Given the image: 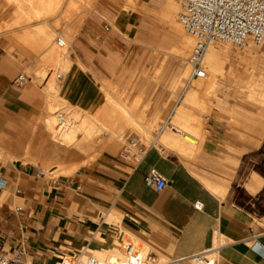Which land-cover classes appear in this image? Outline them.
<instances>
[{
    "label": "crops",
    "instance_id": "crops-1",
    "mask_svg": "<svg viewBox=\"0 0 264 264\" xmlns=\"http://www.w3.org/2000/svg\"><path fill=\"white\" fill-rule=\"evenodd\" d=\"M7 1L0 0V26L21 24L0 35V156L7 157L5 163H0V178L6 181L0 189V230L6 246L24 250L22 264H51L56 254L82 248L105 250L102 247L111 245L115 232L113 223L105 220L110 211H114L119 228L148 247L150 244L161 248L172 260L215 247V264H264L259 251L252 248L257 243L264 249V223L260 222L264 220V169L252 168L253 164L248 167L245 162L254 153L260 155V163L264 164V143L242 152L234 168L225 166L216 156L225 151L234 135L215 116L206 118L201 148L194 159L162 144H152L138 162L131 163L118 155V141L109 133L96 144L86 143L76 134L80 147L57 142L44 123H37L45 117L44 93L26 77L19 81L20 74L6 47L8 41L21 43L23 50L42 47L50 37L52 21L62 20L67 6L64 4L55 12L60 0H42V7H38L40 0H25L29 9L21 6V0H15L18 8ZM96 2L94 13L87 16L85 9L80 11V20L70 26L73 33L84 20L69 41L70 54L65 60L68 65L57 86V97L65 102L67 111L77 112L95 122L96 127L109 115L115 116V131L124 124L114 110L113 103L119 101L117 93L127 87L132 73L146 68L143 45L127 43L141 40L142 34L128 32L129 22L119 16L120 11L114 13L112 0ZM165 4L166 0H161L157 8L162 18ZM36 7L45 16L26 21L24 14L33 16ZM101 14L123 32L113 29L107 20H99ZM105 23L110 27L105 28ZM168 32L167 38L161 34L159 45H165L166 50L173 43L169 26ZM49 50L45 56H49ZM223 55L228 60V54ZM45 79L46 91L49 76ZM134 88L138 90L134 95L142 96L140 108L148 120L165 114V98L151 102L146 97L149 81H137ZM47 96L53 97L48 93ZM49 100L47 107L53 103ZM120 105L131 116L133 108ZM162 133L163 129L156 133L157 141ZM57 163L65 166L64 171L73 170L72 174L59 177L58 187L36 177V168ZM152 167L166 179V186L160 191L144 183V175ZM212 169L221 171L214 181L209 180ZM252 174L262 178L255 193L245 187ZM206 181L226 190L222 195L216 194ZM195 202L201 204L200 209L194 207ZM16 206L19 212L12 210ZM97 233L103 239H95ZM180 264H191V258Z\"/></svg>",
    "mask_w": 264,
    "mask_h": 264
},
{
    "label": "rangeland",
    "instance_id": "rangeland-1",
    "mask_svg": "<svg viewBox=\"0 0 264 264\" xmlns=\"http://www.w3.org/2000/svg\"><path fill=\"white\" fill-rule=\"evenodd\" d=\"M96 1L97 0H93V1L91 0L90 1L92 3L91 4V3H88L87 0H78V1L75 0V2H76V4H75L74 0L73 1L72 0H60L56 9H55V12L58 11L60 6H62L64 4L67 6V11L65 12L62 20H53L52 21V23H51V27H52L51 29L52 30L51 31L49 30L48 36H50V39L48 41V44L44 45L43 47H39L37 49L25 48L26 50H23L21 43H19L17 41H15V42H9L8 41L9 45L6 47V52L8 54V57L15 64L16 70L19 72V74L23 75L24 77L31 80V83L38 86L41 89V91L44 93L45 97H44V105L42 106V112H43L42 116L43 117L44 116H51L53 119L54 118L53 115H56L55 114L56 112H64V114H65L64 120L69 124L68 128H66V129L67 130H69V129L75 130L76 129L75 127H77L79 125L78 127L81 129L78 130L77 131L78 133L76 132V134H80L81 135L80 137H82L84 135L83 132L85 131L84 129H82V127H84V125L81 127L82 124H80L82 122V120L80 118L81 115L78 113H75V112L67 111L68 109H67V106H65L66 104L64 101H62L58 98H55V97H48L47 93L52 94V96L57 95V91L55 92V90L52 87L59 86L60 78L63 77L62 72L65 71L64 69L68 65L65 61L66 56L67 55L69 56V54H70V45L69 46L66 45L65 47L64 46L58 47V46H56L57 45L56 43L54 44V42H55L54 39L56 37L63 38L64 35L68 34L69 35L68 37L70 38V40H72L75 33L78 32L79 27L83 24L84 20H81V22L79 23V25L77 26L76 30L73 33H70V26L73 24V22L75 20H80L78 18L80 11L85 9L87 16H90L92 13H94L96 11V4H97ZM136 1L137 0H134L131 4L132 10H128V9L123 8V5H125V0H112V4H113L112 6L114 8V10H113L114 13H117L118 11H120L121 13L119 16L124 17V18H126V20H128V22H129L128 32L142 34L140 37V38H142L141 40L128 41L127 43H139V44L143 45L142 52H143L144 64H145L146 68L144 70H140V71L137 70L130 75V77L127 79V81H128L127 87L125 89L121 90L119 93H117L118 95L115 94L118 96L119 101L116 103H113L114 108L116 109V111H115L116 115H119V114L121 115V113H122L123 108H121L120 103L124 104L127 108H130V109L133 108V111L131 112V118L128 119V117L125 116L127 118V122H124V124L120 127V129L115 130V131L114 130L112 131V130H110V128L105 127L101 124H98L97 127L95 126V132H93L92 133L93 135L90 137V142L92 141L93 144L94 143L96 144L99 141V139H102L103 136H109L108 133L114 134L115 135L114 138L118 141L119 150H120V147L122 144V138L126 134L135 133V134L140 136L141 141L144 142L145 144L154 143L155 145L162 144L161 139L158 141L156 140V133H158V131L160 129H163V131H165V130L167 131V129H168V131L170 133L172 132L174 134V131L169 129V128H170V126L177 128L176 122L174 121L175 111L179 105L189 106L184 102L183 96H184L185 91L188 88L190 81L193 78H196V77L192 76L191 71H190L188 76L184 79V81L183 80L178 81L182 72L184 71L185 67H187V66L190 67L187 60H188V57H189V54L191 52L192 47H189L186 50L187 53H185L186 55L184 54L186 56L185 60H184V56L183 57L182 56H175L172 54L165 53L166 52V46L165 45H163V48L161 46H159L161 41H162L161 34H163V36L166 38L169 37L168 26L172 29L173 37H174V31H175V29L172 27L171 23L168 22L166 24L163 21V18L161 17L159 12L157 11L158 6L161 4V0H143V1L139 0L137 5H136V8H134ZM21 2H23L22 3L23 5L21 4L22 7L26 6L29 9V6L25 0H21ZM71 2L74 3L75 6H73L74 4L72 5ZM7 3H12L18 8V3L15 0H8ZM143 3H147V4L143 5ZM177 3H178V8H176V11L174 12L176 18H178L180 1H177ZM153 7L156 10L155 9L153 10L152 9ZM140 8H141V10H140ZM122 9L126 12H122ZM24 17H25L26 21H29L33 18V17H31V19H30L26 14H24ZM38 18H40V16ZM98 18H99V20H101L102 18L107 20L113 29L120 31L118 26L116 24L112 23L110 21L111 19L108 18L105 14L99 15ZM35 19H37V18H35ZM177 20H179V18ZM20 24H16V23L7 24V25H5L6 29H5V26H3L1 28L2 30H0V35L5 33L6 31L8 32V31L14 30L15 28H18L17 26H19ZM102 25H103V23H102ZM120 32H123V31H120ZM175 32L179 33V34H183L184 36L186 35V33L182 29L180 21H179V29L176 30ZM186 37H188V36L186 35ZM172 41L174 42V38ZM70 43H71V41H70ZM212 43L213 44H210V45H213L215 47H219L221 49V51H224V50L226 51V53L228 54V60H226L227 63L225 65L224 69L221 71L220 76H219V79H220L219 85L215 91L217 96L213 94V95H210V98L208 97V99H207V101L208 100L210 101L208 103V105H210L209 106L210 107L209 112L208 113L200 112L197 109H194V112L196 114L200 115L201 118L203 116V118H202L203 130H204V124L206 122V118L210 117V116L217 117L228 128H231V127H229V125L236 126L237 123L234 122V120L231 119V117L229 119L230 114H228L227 109L232 110V111H237V109H240V110H242V113L244 115L246 114V112L252 111L250 108L249 101L246 100L245 98H243L245 96L244 93L246 92L245 88H244L245 83H246V79H247V76H249V74H250V73H248L247 70H244V67H245V63H246V59H247L248 55L253 53V51L258 58H260L262 55H264V44H261L260 46H247V47H243V48H238V47H236L230 43H227V42L216 41V42H212ZM50 46H55L58 48V50L60 52H62L61 58L63 61L59 65L58 64L52 65L51 62L49 63V61L45 57V54H46L45 52H47V50H49ZM191 46H193V42H192ZM41 51H43L42 54L39 56H36L37 54L41 53ZM12 52L16 53L15 57L11 56ZM29 53H32L33 55H31ZM43 58L46 59V61H48V63H46V61ZM43 60H44L45 64H44V62H42ZM41 62L43 64H41ZM40 65L42 67H40ZM43 67L45 68V70L40 69L41 71H39V68H43ZM37 68H38L37 72L36 71L34 72V70H36ZM257 68H260L259 64H257ZM231 69H233V75L232 76H234V78H238L237 81L235 79H232V77H230L228 75L227 71H229ZM224 71H225V73H224ZM59 73L61 75L58 76ZM47 75L49 76V79H48L47 85H46V91H47V93H46V91L44 90V87H45V81H46L45 77H47ZM140 80H146V81L150 82V89L148 91L149 93L146 95V97L151 99V102H153L155 99H158V98H165V101H166L165 114L152 116L150 118V120L147 119L148 117L146 116L145 113H143L142 108H140V106L142 104V96L139 97L138 95H134V93H136L138 91L136 88H134L135 82L140 81ZM176 81H178V83ZM240 90H242V92ZM49 99H52L53 103L50 107H47V105L49 104V101H51ZM121 101H123V102H121ZM241 101H242V103H241ZM118 103H119V106H118ZM147 107H148L147 105H144L145 109H147ZM45 113H47V114H45ZM167 117H169V119L166 121ZM117 118H118V116H117ZM54 119H57V117L55 116ZM135 120L138 123L137 125L133 124V121H135ZM53 122L51 124H47V127H46V129L51 134L52 138L54 140H56L57 142H62L63 144H67V143L70 144L71 142H73V140H70L71 142L68 140L66 143V140H61V139L58 140L57 137H54L53 132L55 130H54V126H53L54 123ZM37 123L42 124L43 118L39 119ZM55 123H57V120H55ZM48 125H49V127H48ZM70 126H72V127L70 128ZM82 130H83V132H82ZM74 139H75V137H74ZM262 143H264V141H262ZM229 144H231V145H229ZM71 145L75 146V147H80L76 141L73 142ZM162 145H164V144H162ZM227 145L233 146L234 140H232L231 142H227ZM166 147L171 148V146H169V145H166ZM261 152H262V158H264V148H262ZM195 156H196V154H194L192 156L186 155L185 157H188L190 159H194ZM8 157L10 160H15L12 156H8ZM6 160H7V157L0 156V163H5ZM128 161L131 163H135V160L131 159V158H129ZM245 162L247 163L248 167H250V165L253 164L252 168L264 169V164L260 163V155H258V154L253 153L251 155H248ZM64 167L65 166H61L57 163L53 167H47V168L43 167V169L44 170H52V174L54 176H58V177H64L68 174L73 173V170L64 171ZM220 172H221L220 169H212L213 174L210 175L209 180H211V181L216 180L215 177ZM113 215H114V211H110L108 213V215L106 216V219H107V217L110 218ZM113 220H117L116 217ZM113 220H111V221L106 220V222H108V224L113 223L112 228L115 231L113 233V235H114V237L112 239L113 241H112L111 245L109 244L105 247H102L103 249H107V250L113 249V250H111L110 252L107 251V252H105V254L106 253L108 254V252H109V254H111V252H113V253L119 252L120 253L121 252V243L127 239L133 240L132 235L124 229L121 230V228H119L117 225L118 221L116 222ZM260 222L264 223V220H261ZM100 237H102V235L100 233H97L95 235V239H100ZM139 241L137 242V245L140 247V249L144 248L143 242L141 240H139ZM91 248L89 247L88 249H86V251L91 253L90 252ZM114 248H117V250H114ZM148 249H149V252H152L154 254L155 258L156 259L158 258V260L160 259V261L169 262L172 260L170 257H168L164 253V251L161 248H158L154 245L149 244ZM78 250H80V249H78ZM78 250H76V251H78ZM91 254H93V253H91ZM59 256L60 255L56 254L55 260L51 264L57 263L58 262L57 258H59ZM26 264H30V263H26Z\"/></svg>",
    "mask_w": 264,
    "mask_h": 264
},
{
    "label": "bare ground",
    "instance_id": "bare-ground-1",
    "mask_svg": "<svg viewBox=\"0 0 264 264\" xmlns=\"http://www.w3.org/2000/svg\"><path fill=\"white\" fill-rule=\"evenodd\" d=\"M87 1H88V3H91L90 2L91 0H87ZM133 1L134 0H125V5H123V8L128 9V10H132L131 4ZM177 1H180V0H166V4L164 6V11L161 13L163 18H164V22L165 23L170 22L172 27L175 29V31L179 29V21H180V20H177L179 18V16H178V18H176L175 14H174V12L176 11V8H178L179 2L177 3ZM74 2H75V0H74ZM73 4L74 3H72V5ZM75 4H76V2H75ZM75 4L73 6H75ZM42 5H43V1L40 0L38 7H42ZM140 10H141V8H140ZM41 15H42V17H44L45 12L40 11L36 7L34 9L33 16H31V17H33L32 19L34 20L35 18H38L39 16L41 17ZM31 17H29V18L31 19ZM3 26H5V25H3ZM3 26H0V30H2L1 28ZM5 29H6V26H5ZM175 31H174V37H173L174 42L170 45V48L168 50H166V53L172 54L175 56H182V57L184 56V60H185V57H186L185 53H187L186 50L189 47H193V46H191L193 39H191L187 33H186V35L188 37H186V35L184 36L183 34L176 33ZM68 36L69 35L67 34V35H64L63 38L60 37V39L64 42L62 46H59L57 44V42H56L57 37L54 39L55 40L54 44L56 43L57 44L56 46H58V47H63V46L65 47L66 45L69 44V41H70V38ZM49 39H50V37H49ZM49 39L45 40L42 47L44 45L48 44ZM210 44H213V43H210ZM210 44L207 46V48L204 52V55H203V59H202V64H203V67L205 70V77L204 78H199V77L193 78L190 81L188 88L185 91L184 96H183L184 102L189 106L179 105L175 111L174 121L176 122V127H177V128H175L176 131L172 129L174 131V134H173L172 132L170 133L167 129V131L166 130L163 131L161 137L159 138V140L161 139L162 144H164L165 146L166 145L171 146V148L180 152L184 156H186V155L192 156L196 152H198L201 148L203 133H204L203 132L204 131L203 130V123H202L203 116L201 118L200 115H198L194 112V109H197L200 112H206V113L209 112V109H210L209 106L210 105H208V103L210 101L209 100L207 101V99H208V97L210 98V95H213V94L217 96L215 91L219 85V83H218L220 81L219 76H220L221 71L224 69V67L227 63L224 55L222 56V53H226V51L225 50L221 51V49L219 47H215V46L210 45ZM48 55L49 56H45V57L49 61V63L51 62L52 65H57V64L59 65L62 62V58H61L62 52H60L57 47L50 46V50L48 52ZM46 59H44V60L46 61ZM44 60L42 62H44ZM48 61H46V63H48ZM42 62H41V64H43ZM44 64H45V62H44ZM257 64L260 65V68H257ZM40 67H42V66L40 65ZM190 68H191V66L185 67V69L182 72L178 81H181V80L184 81V79L188 76L189 72L191 71ZM40 69L45 70L44 67L39 68V71H41ZM37 70H38V68L36 70H34V72L35 71L37 72ZM244 70H247L248 73H250V74H249V76H247V79H246V83L244 86L246 94L244 93L245 96L243 98H245L246 100L249 101L250 108L252 111L246 112V114L244 115L242 113V110H240V109H237V111H232V110L227 109L228 114H230L229 119L231 117V119H233L234 122L237 123L236 126L233 125L234 127L232 125H229V127H231L229 129L232 132V134L234 135V138L233 139L229 138L228 141L234 140V145L233 146H229L231 144H229V145L226 144V146L224 145L225 151L224 152L222 151V153L220 155H217L219 157L216 156V159L225 163V166L229 165V166H233V168H234V165L237 163L238 157L242 154V152L258 148L260 146L262 140H264V55H262L260 58H258L253 51V53L249 54L247 59H246ZM224 73H225V71H224ZM227 73L230 77H232V79H234V76H232L233 75V69L227 71ZM178 81H176V82L178 83ZM52 88L55 90V92L57 91V87H52ZM240 91L242 92V90H240ZM104 93H105V91H104ZM107 93H106V95H107ZM53 97L58 98L57 95H53ZM110 97L111 96H109V98ZM241 103H242V101H241ZM118 106H119V103H118ZM114 110H115V108H114ZM45 114H47V113H45ZM55 114L56 115H53V114L52 115L54 118L56 116L57 119H54V118L52 119L51 116H45L44 117L43 123H44V125H46L45 127H47V124H51L54 121L53 126H54L55 131L53 132L54 133L53 136L57 137L58 140H60V139L66 140V143L68 140L69 141L73 140V142H75L77 139L76 138V132L81 129L78 127L79 125L77 126L79 129L74 126L76 129L74 127L73 128L75 130H73V129L67 130L66 128H68L69 124L64 120L65 118H64L63 113L62 112H56ZM118 116H119V121L122 123L127 122V118L125 116H127L128 119L131 118L130 114L126 110H122L121 115H118ZM80 118L82 120V122L80 123V124H82L81 127L84 125V127H82V129L85 130L84 132L82 130V132L84 133V135L82 136V140L86 143H90V137L93 135L92 133L95 132V122H93V121H91V120H89L83 116H80ZM55 120H57V123H55ZM116 120L117 119L115 116L109 115L100 124L105 126V127L110 128V130L113 131L112 124H114L116 122ZM133 124L137 125L138 123L135 120V121H133ZM48 127H49V125H48ZM71 127L72 126H70V128ZM112 135H114V134H112ZM74 137H75V139H74ZM73 142H71L70 144H72ZM236 144L238 145V147L235 146ZM66 145H69V144L67 143ZM75 167H77V166L75 165ZM213 167H215V166H213ZM231 168L232 167H230V169ZM261 184H262V178L259 177L257 174H252L251 179L245 184V187L250 193H255L258 190V188L261 186ZM206 186L212 192H214L216 194L222 195L224 190H226L223 186L211 184L209 181H206ZM114 218L115 217L113 215L110 218L107 217V219H105V220L111 221ZM113 221L117 222L118 220H113ZM121 230H122V228H121ZM100 239H103V237H100ZM132 239L136 244L139 241L134 236H132ZM143 245H144V248H141L142 253L149 252L148 245H146L145 243H143ZM111 250H113V249H109V250H107V249H105V250L92 249V250H90V252L93 253L92 255H94L95 257H97L100 260H104L106 258H113V257L122 258L121 252H120L121 254L119 252H114V253L111 252V254H109V252ZM114 250H117V248H114ZM107 251H109L108 254L107 253L105 254V252H107ZM154 260H155L154 262L156 264H168L169 262H171V261H169V262L160 261V259L158 260V258L157 259L154 258ZM55 264H59V263L57 262ZM191 264H196V261L191 259Z\"/></svg>",
    "mask_w": 264,
    "mask_h": 264
},
{
    "label": "built area",
    "instance_id": "built-area-1",
    "mask_svg": "<svg viewBox=\"0 0 264 264\" xmlns=\"http://www.w3.org/2000/svg\"><path fill=\"white\" fill-rule=\"evenodd\" d=\"M179 20L185 33L193 39V47L188 57L191 74L194 77L204 78L205 70L202 59L207 46L216 41L227 42L238 48L260 46L264 44V0H180ZM105 28L110 25L105 23ZM59 46L63 41L57 37ZM24 81V76H18ZM173 130L176 129L170 126ZM154 143L145 144L139 135L127 134L122 138L118 155L124 159H134L138 162ZM38 178L48 180L55 187L59 177L52 174V170L36 168ZM146 186L160 191L166 186V179L156 169L150 168L144 175ZM6 181L0 178V189ZM194 207L201 208V204L194 203ZM19 212V207L12 209ZM252 248L257 249L264 258V249L254 243ZM216 248L211 247L187 257L171 260L168 264H180L184 260L196 261V264H215ZM122 258H106L100 260L86 249L63 253L58 258L59 264H156L152 252L142 253L140 247L131 239L121 243ZM24 250L19 246L9 248L5 245L4 234L0 230V264H22Z\"/></svg>",
    "mask_w": 264,
    "mask_h": 264
}]
</instances>
